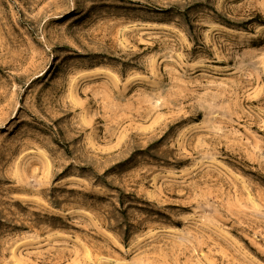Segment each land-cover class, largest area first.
<instances>
[{
    "label": "rangeland",
    "instance_id": "rangeland-1",
    "mask_svg": "<svg viewBox=\"0 0 264 264\" xmlns=\"http://www.w3.org/2000/svg\"><path fill=\"white\" fill-rule=\"evenodd\" d=\"M0 264H264V0H0Z\"/></svg>",
    "mask_w": 264,
    "mask_h": 264
}]
</instances>
